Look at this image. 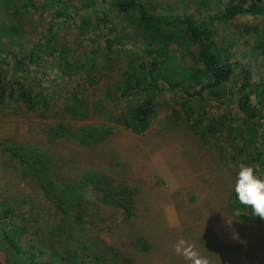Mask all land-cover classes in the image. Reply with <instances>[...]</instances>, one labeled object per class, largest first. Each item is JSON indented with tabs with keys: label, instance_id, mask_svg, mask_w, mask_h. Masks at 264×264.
<instances>
[{
	"label": "rangeland",
	"instance_id": "obj_1",
	"mask_svg": "<svg viewBox=\"0 0 264 264\" xmlns=\"http://www.w3.org/2000/svg\"><path fill=\"white\" fill-rule=\"evenodd\" d=\"M53 1L55 0H40L39 3L37 0H0V20L5 19L8 24H12V19L18 20L19 23L15 21L14 24L24 27L18 40L24 47L0 37V62L5 74L10 73L6 75L7 88L14 81L12 72L18 71L14 67L13 59L19 58L24 59L25 68L28 69L26 72H20L21 82H27L37 76L38 86L44 87L46 93L60 94L55 97V103L60 106L74 105L75 100L80 97L88 101L92 98H107L106 107L114 119L130 111L133 105L129 99L121 97V91L116 92L115 89L122 66L128 63V59L132 57L131 53L137 54L146 42V37L139 33V26L131 22L126 15H114L113 23L118 26L124 48L120 57L109 55L115 71L112 72V78L105 79L97 90L85 87L81 91L85 74H81L79 70L69 76L70 69L65 71L55 68V64L61 66L59 56L55 54L51 58L50 49L41 48L44 52L40 62L29 66L31 52L39 49V40L49 32L50 26L53 27L52 33L58 32L55 43L57 48L73 53L74 56L86 52L88 48L89 51L92 49L88 43L84 46L72 45L73 32L77 28L73 23H64L62 18L55 19L54 11L47 12V4ZM106 1L108 4L112 2ZM141 1L145 6L152 7L154 13L160 16L178 13L181 4H187L183 8L199 16L196 12L199 4H195V0ZM22 2H32L37 9L29 6L26 11L17 8L14 11L10 4L21 6ZM92 2L93 0H72L71 4H78L76 10L80 14L101 11L103 6L93 7ZM225 2L226 0H213L210 10L217 12ZM79 20L81 22L80 18ZM245 25L264 26V17L237 18L227 22L226 26L221 23L216 29L225 62H231L237 68L231 81L218 89V100H227L230 94H237L235 88L232 92L230 89L237 83L242 66L251 70L254 82H264V69L258 64L260 56L250 50V47L255 48L256 39L249 35L256 34L253 30L244 29ZM104 34V31L97 33V46H104ZM177 47L179 46L176 43L172 45V48ZM181 49L177 59L180 65H199L197 46L185 41ZM73 54L71 60L74 61ZM86 69L87 64L84 63L83 71ZM109 80L114 89L111 94L110 89L103 85ZM183 94L185 95L183 91L178 94L172 91L162 92L159 101L165 98L166 103L171 104L174 100L183 98ZM7 106L0 110V222L13 232L25 226L23 239L38 233L40 237L46 235L48 241L53 238L48 226L64 229L67 238L64 240V246L67 252L71 251V258L76 264H89L83 260L100 255L104 260H112L117 253L128 257L132 264H191V261L175 251V246L181 239L186 241L180 245L181 250L187 248L188 244L193 245L199 255L207 259L208 264H264V220L254 216L251 207L241 204L235 193L238 170L241 165H249L243 162V159H233L236 150L225 142L223 135L218 138L223 153L205 148L200 139L183 127V121L174 122V117L168 111L171 108L167 107V110L166 106H163L158 109L152 126L144 134L136 135L116 126L118 129L110 130L105 136L107 141L100 146L91 145L86 148V145H78L65 138L51 146L46 136L50 126L62 121L57 119L60 106L48 110L47 117L40 120L23 115L25 107L14 99L11 105ZM214 112L223 116L222 107ZM233 114L238 124L235 133L239 134L242 120L238 112L233 110ZM95 121L107 122L105 119L91 118L90 121L73 124H100ZM166 127L167 130L162 131ZM261 142L262 137L259 139V143ZM32 143L45 150L59 167L68 166L70 170L80 173L76 166H91L109 176L107 181H110V185L107 186L105 182L98 194L89 195V215L84 218L83 223L73 225L77 226V229L71 232L70 224L65 225L60 220L57 210L51 207L40 190H32L22 182L28 181L23 176L25 173L21 175L18 171L20 165L13 157L15 151L12 154L8 151L13 145L31 146ZM66 158L68 160L63 161ZM252 168L254 175L264 180V170L256 165ZM116 185L127 188L129 192H135L131 213L114 207V202L109 206L106 204L109 200L104 202L103 191ZM121 198L122 194L120 200ZM6 210L12 211L7 219L3 216ZM46 229L48 234L44 231ZM88 238L92 242L86 244ZM55 250L59 251L60 248ZM4 260L3 254L0 253V264H8V260ZM98 263L102 264L103 261ZM120 263L123 264L122 261Z\"/></svg>",
	"mask_w": 264,
	"mask_h": 264
},
{
	"label": "trees",
	"instance_id": "obj_2",
	"mask_svg": "<svg viewBox=\"0 0 264 264\" xmlns=\"http://www.w3.org/2000/svg\"><path fill=\"white\" fill-rule=\"evenodd\" d=\"M71 1L55 0L47 4V12L54 11L55 19L62 18L64 23L74 24L77 29L73 32L72 45L84 46L88 43L92 49L89 51L88 48L86 52L74 56L73 53L57 48L55 43L58 32L52 33L53 27L50 26L49 32L39 40V49L31 52L29 66L40 62L44 52L41 48L50 49L51 58L55 54L59 56L61 66L55 64V68L65 71L70 69L69 76L76 74L79 70L81 74H85V83L81 91L85 87L91 90L98 89L102 86L100 83L112 78V72L115 71L113 60L109 55L120 57L124 48L118 26L113 23L114 15H126L131 22L139 26V33L146 37V42L137 54L131 53L132 59H128V63L122 66L118 86L115 89L116 92L121 91V97L129 99L133 105L131 110L114 119L109 108L106 107V96V100L92 98L90 101L80 97L75 100L74 105L65 103L66 105L60 106L55 103L56 95L60 94L46 93L44 87L38 86L37 76L27 82H21L20 72H26L28 69L25 68L24 59L19 58L13 59L14 67L18 71L12 72L14 81L8 88L6 75L10 73L5 74L0 62V110L7 108V104L10 106L14 99L25 107L22 111L23 115L40 120L47 117L48 110L60 106L57 119L62 121L49 127L46 139L51 146L65 138L78 145H86L88 148L91 145L104 144L107 141L106 134L110 130L114 131L113 128L118 129L116 126L136 135L144 134L152 126L153 120L158 115V109L166 106V109L171 108L167 110L174 117V122L183 121V127L200 139L205 148L209 147L223 153L218 139L223 135L225 142L236 150L233 159H243V162L249 166L256 165L264 170V82H254L251 70L242 66L237 83L230 89L232 92L235 88L237 94L235 96L230 94L227 100H218V89L231 81L237 68L233 63L225 62L220 51L219 40H217L218 30H216L221 23H225L226 26L227 22L237 18L264 17V0H226L220 10L215 13L210 10L213 0H195L194 3L199 4L196 10L199 16L184 9L183 7L187 4H181L182 7H178V13L160 16L154 13L152 7L145 6L141 0H111L109 4L106 0H93L91 3L93 7L103 6L101 11L94 10L93 13L80 14L76 10L78 4H71ZM37 2L40 3V0ZM101 2L103 4H98ZM10 4L14 7V11L16 8L26 11L29 6L37 9L32 2H22L21 6ZM15 21L19 23L18 20ZM15 21L12 19V24H8L5 19L0 20V37L24 47L18 41L24 27L21 24H14ZM244 29L255 31L256 35H249L256 39L255 48L250 47V50L260 56L258 64L264 69V26L245 25ZM246 30L244 31L247 32ZM102 31L105 32L104 46H97V33ZM185 41L199 48L197 56L199 65L196 67L183 66L177 61ZM175 43L180 48H172ZM72 54L74 61L71 60ZM84 63L87 64L85 71H83ZM104 73L109 76H105ZM103 85L110 89V94L114 90L110 80ZM191 89L193 91H190ZM170 91L175 94L183 91L185 95L183 94V98L174 100L171 104H167L165 98L159 101V95L162 92ZM106 95L108 96V93ZM220 107L223 108V116L216 115L214 112ZM233 110L238 112L242 120L239 134L235 133L238 124L234 120ZM91 118L105 119L107 122L95 121L100 124L90 123L83 126L73 124L90 121ZM256 123L257 125H254ZM166 130L167 127L162 131ZM204 133H206L205 136ZM260 137H262L261 143H259ZM33 143L31 146L13 145L8 151L11 154L15 151L17 157L14 153L13 157L20 165L19 173L21 175L25 173L30 177L23 174L28 181L24 182L21 179L22 182L32 190L37 188L40 190L51 207L57 210L60 220L65 225L70 224L69 232H71L77 229V226L73 225L83 223L84 218L89 215L91 207L89 195L98 194L105 182L107 186L110 185V181H107L109 176L91 166H76L80 173L70 170L68 166L59 167L45 150ZM66 160L68 158L63 161ZM239 171L240 169L238 174ZM120 194H122L121 200ZM103 196L104 202L109 200L106 203L108 206L114 202V207L132 212L131 202L135 192H129L127 188L116 185L107 187V190L103 191ZM122 203L125 204L121 205ZM11 213V210L4 211V218H9ZM48 227L53 235V238H49L48 241H46V235L40 237L38 233L23 239L25 226L13 232L0 222V253L3 254L4 262L8 260V264H76L71 258V251L67 252L64 246V240L67 239L65 238L66 230ZM44 231L48 234L47 229ZM88 242L92 240L88 238L86 244ZM57 247L60 248L59 251L55 250ZM83 261H88L89 264H97L99 261H103L102 264H121L120 261L123 264L125 262L132 264L128 257H123L120 253H117L112 260H104L100 255Z\"/></svg>",
	"mask_w": 264,
	"mask_h": 264
},
{
	"label": "clouds",
	"instance_id": "obj_3",
	"mask_svg": "<svg viewBox=\"0 0 264 264\" xmlns=\"http://www.w3.org/2000/svg\"><path fill=\"white\" fill-rule=\"evenodd\" d=\"M235 193L239 202L251 207L253 215L264 220V180L254 175V169L251 166H240ZM186 241L181 239L175 246V251L184 256L191 264H208L206 258L199 255L194 246L188 244L187 248L181 250L180 245Z\"/></svg>",
	"mask_w": 264,
	"mask_h": 264
}]
</instances>
